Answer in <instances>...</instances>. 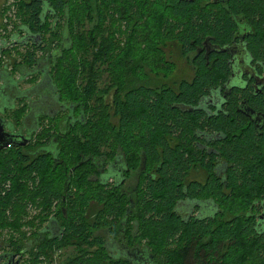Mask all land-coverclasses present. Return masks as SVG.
Listing matches in <instances>:
<instances>
[{
    "label": "trees",
    "instance_id": "obj_1",
    "mask_svg": "<svg viewBox=\"0 0 264 264\" xmlns=\"http://www.w3.org/2000/svg\"><path fill=\"white\" fill-rule=\"evenodd\" d=\"M43 2L66 16L73 37L43 84L33 82L43 90L27 106L36 114L50 96L66 108L36 115L51 126L41 148L0 151L1 225L21 231L35 198L45 213L42 231L16 253L53 261L65 243L79 250L60 264H264V128L241 106L264 114V91L229 81L228 53L201 54L190 79L161 81L174 68L163 39L175 36L188 58L207 39L231 43L243 32L239 19L254 29L250 52L264 73V0ZM42 6L24 0L18 9L36 27ZM67 109L72 119L61 115Z\"/></svg>",
    "mask_w": 264,
    "mask_h": 264
},
{
    "label": "flooded vegetation",
    "instance_id": "obj_2",
    "mask_svg": "<svg viewBox=\"0 0 264 264\" xmlns=\"http://www.w3.org/2000/svg\"><path fill=\"white\" fill-rule=\"evenodd\" d=\"M24 0H8L7 11L4 15L3 22L0 23V32L2 33L0 36V41L2 42V46L0 47V54L4 55L6 57L5 59V66L7 71H2L0 66V78H3V83L0 85V116L5 120L6 122V130H9L13 134H19L22 135L20 130H16L13 128H8L7 126H14V123H11L7 120V113H8V104L12 103L13 100H9L8 103H5L4 96H12L14 93H17L18 90L17 84L15 82V79H12V75L10 71L13 73L14 69H9L10 66L12 67H21V79L26 81H31L30 83L35 82L36 84H43L44 80L49 77V73H51L52 67H54L58 61L56 57L64 56L66 49V44L68 42L72 43L71 35L73 34V31L71 29V26L69 25V21L67 23L66 16L55 10L53 8L52 4L44 3L43 0H39L43 3L41 15L39 18L38 23L36 24V27H33L28 22L29 18L28 15L25 13L22 15L18 9V4ZM215 2H219L220 0H214ZM227 1V0H222ZM13 13V14H12ZM121 17V16H120ZM250 23L249 21H247ZM246 23L242 22V19L238 20V23H242V29L243 32L239 35H236L232 42L229 43L226 46H222L220 44H214L212 40L210 42H207V40L201 45L197 46L194 50V52H191L189 57L187 58V62L191 69L193 70V73L195 72L193 61L203 54L207 60L214 55V54H224L228 53L229 55V64L231 67L234 68V73L231 75V80H234L237 76H240L243 78V80L246 83V86L251 84L254 88V91L256 93H261L264 91V73L260 74L256 70V63L254 62L250 47L248 38L249 35L254 33V29ZM112 18H107V29H112ZM116 24L118 27V31L115 35V38L118 40H123V37L120 33L122 30V18L121 21L116 20ZM247 24V25H246ZM106 29V30H107ZM73 37V35H72ZM219 47H227V51H221ZM210 49V51H209ZM182 51V49H181ZM15 52V53H13ZM183 53V52H182ZM20 55L21 59L13 61L10 57L11 55ZM29 56V58H27ZM32 59V60H29ZM110 62H107V60H102L103 64L107 63V66L110 65ZM101 62L100 64L103 65ZM176 64H174L175 67ZM9 66V67H8ZM106 66V67H107ZM105 67V68H106ZM11 68V67H10ZM50 68V69H49ZM177 67H175L174 72H172L171 75L164 76V80L172 78L175 75ZM19 72V70H16L15 73ZM104 76V75H103ZM154 78V75H153ZM187 78H182L180 81H183ZM104 80V77H103ZM28 81V82H29ZM248 84V85H247ZM14 85V86H13ZM245 86V87H246ZM243 87V88H245ZM43 87L36 86L34 87L28 94L32 93L34 91L35 96L38 98V93L42 94ZM21 92V91H20ZM10 98V97H9ZM11 99V98H10ZM38 100V99H37ZM42 104V102H40ZM12 105V104H11ZM57 106H61L62 109H65L66 107L64 104L59 103L56 104ZM243 107L240 108L243 112L247 111V114H249L250 119L254 122V125L257 129L263 130L264 128V114L261 112H257L251 107L246 106L245 102L241 104ZM255 111L253 113L251 110ZM39 110H42L41 108L36 109L35 111L38 112ZM62 116L63 118L72 119L73 114L72 112L67 109L63 110ZM246 113V112H245ZM75 114V113H74ZM34 115L32 111L29 112L28 117ZM27 119V115L26 118ZM36 120V117H35ZM35 122V121H34ZM17 126V122L15 123ZM38 125L36 122L33 124V126ZM30 127V126H28ZM30 144V142L26 146H21L22 148L26 149V147ZM14 147V146H11ZM9 147V148H11ZM42 147V144H40V148ZM262 209L261 212L258 214V218L261 222L264 221V202L262 204L260 203ZM14 254V253H10ZM6 255L5 254H2ZM14 258L8 257L6 258V261L8 262L11 260L13 261Z\"/></svg>",
    "mask_w": 264,
    "mask_h": 264
},
{
    "label": "rangeland",
    "instance_id": "obj_3",
    "mask_svg": "<svg viewBox=\"0 0 264 264\" xmlns=\"http://www.w3.org/2000/svg\"><path fill=\"white\" fill-rule=\"evenodd\" d=\"M8 5V0H0V23L3 22L4 20V7H6ZM13 14V13H12ZM4 33V32H0V35ZM1 37V36H0ZM165 43L164 45L161 46V48H164V50L166 49V53L168 54V59L173 61L175 65V67H177L175 75L170 78L167 79L166 81L161 79L162 82H166L167 84H171L174 85L175 82L180 81L182 78H187L190 79L193 76V70L191 69V67L189 66L188 62H187V58L186 56L182 53L181 49L182 47L179 44V41L177 40V38L175 36H173L170 39H163ZM2 46V42L0 41V47ZM15 53V52H13ZM12 57H10L13 61L15 60V58L17 60H20L21 57L20 55H11ZM5 59L6 57L2 54H0V66H1V70L2 71H7L6 70V66H5ZM107 66V63L102 65L101 68L104 69ZM9 67V66H8ZM11 67V68H10ZM9 69H13L12 66H10ZM175 67L170 71L169 70V75L172 74V72H174ZM149 71V69H147ZM12 75V79H15L16 82V86L18 87L17 89L20 90L17 93H14L12 96H4V100L5 103H8L9 100H13L12 103L8 104V110H10V112L8 111L6 117L7 120L11 123H14V128L19 132H21L22 134H25V136L30 137V144L32 145L31 147H35L37 146V144H42L44 140H42L40 138V135L43 132V129H47L50 128L51 126H48L49 124V119L48 118H42L44 116L39 117L36 121H35V117L38 113L44 112V110H48V111H54L59 109L60 106H57L56 104H58V102L53 99H51L50 96H48L46 98L45 103H42V110H39L36 114L33 113L34 115H31L29 117L26 118V115L28 116L29 112L32 110V107H28V102L30 103V99L31 98H35V93L34 91H32V95L31 98L27 97L28 96V90L30 88H34V84L30 83L26 80H22L21 79V72H17L15 73V71L12 73L10 71ZM163 74V73H162ZM109 76L108 72L106 70H104V79H106ZM162 76V75H161ZM168 76V75H167ZM163 78V77H162ZM3 83V78H0V85ZM152 85L154 84H159L160 82H156V79L151 80L150 82ZM14 86V85H13ZM11 99H10V98ZM12 104V105H11ZM40 108H41V104H40ZM38 109V108H37ZM17 110L22 112V116L19 117H13V113L12 111ZM59 115V113H58ZM16 119L19 120L18 125L16 126ZM37 122L39 126L36 131H33L34 129H32L31 126H33V124L35 122ZM40 122V124L38 123ZM30 126V127H28ZM41 133V134H40ZM28 142V143H29ZM2 155L7 156H13V154L11 153V150H5L2 151ZM35 201L32 202H28L27 205V209L24 211V214L20 215L21 218V223L24 224L25 226H23L21 228V231H15L14 229H12V227L10 228L9 226L6 225V227H3V225H1L0 223V256L2 254H10V253H16L20 250V248L18 247L19 245L23 244V243H19L20 240H23L24 243H28L29 239L33 237V235L38 236V232H40V230L42 231V229L44 227V222H42L41 220V216L45 215L44 213V207L41 204V199H34ZM97 209H99V206L97 205L94 209H92L89 212V216L94 218V214L97 211ZM52 213H51V217H52ZM54 217V216H53ZM55 231H57V229H55ZM25 233V237L24 236ZM14 237L15 240L17 241V243H14L16 245H12L11 243V237ZM172 246H176V245H172ZM17 250V251H16ZM55 252L53 253V261L52 259H47L45 261H42V263H36V264H60V263H64L66 260H70L72 259L71 257L77 255L78 253V248L76 247V244H65L63 243L61 246H59V244H57L56 248H54ZM17 256L15 257V261L20 259V263L19 264H32V257L31 254L26 252H20V253H16ZM45 259V258H44ZM52 261V262H51ZM7 261L6 259L2 260L0 262V264H5Z\"/></svg>",
    "mask_w": 264,
    "mask_h": 264
},
{
    "label": "water",
    "instance_id": "obj_4",
    "mask_svg": "<svg viewBox=\"0 0 264 264\" xmlns=\"http://www.w3.org/2000/svg\"><path fill=\"white\" fill-rule=\"evenodd\" d=\"M207 42H210V39H207ZM221 51H227L228 48L227 47H219ZM210 51V49H209ZM249 111L251 110L253 113H255L254 110L248 108ZM8 128H13L14 126H7ZM30 137L25 136V134L19 135V134H13L11 133L9 130H6V122L5 120L0 116V151L4 150L6 148H9L11 146L14 147H21V146H26L28 144V142L30 141ZM113 164V163H112ZM112 167V171L116 172L115 169H117V171H119V169L117 168L116 164L114 165H110V168ZM118 176H121L120 174H118ZM111 178V174L109 175V179ZM25 252V251H23ZM14 258L13 261L11 262V260H9L8 262H6L5 264H19L20 263V259L15 261V257L17 256L16 253L14 254H6V255H1L0 256V262L8 257Z\"/></svg>",
    "mask_w": 264,
    "mask_h": 264
}]
</instances>
